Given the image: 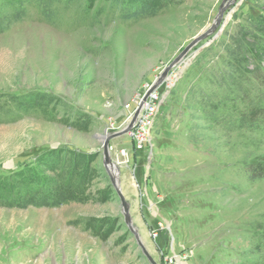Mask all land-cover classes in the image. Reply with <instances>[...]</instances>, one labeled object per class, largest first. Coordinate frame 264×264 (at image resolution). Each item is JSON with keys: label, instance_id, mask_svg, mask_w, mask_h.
<instances>
[{"label": "rangeland", "instance_id": "rangeland-1", "mask_svg": "<svg viewBox=\"0 0 264 264\" xmlns=\"http://www.w3.org/2000/svg\"><path fill=\"white\" fill-rule=\"evenodd\" d=\"M20 1L25 17L0 32V184L15 182L22 200L61 177L72 199L15 207L2 196L0 264H151L116 184L156 264H264V174L252 171L264 165V122L250 128L231 117L217 126L207 109L212 99L220 107L212 77L225 68L224 45L249 13H263L264 0H236L175 62L149 146L136 151L126 134L113 138L108 171L103 140L124 130L126 105L225 0H154L152 16L141 8L151 0H0V9ZM57 157H66L61 176L44 170Z\"/></svg>", "mask_w": 264, "mask_h": 264}, {"label": "trees", "instance_id": "trees-1", "mask_svg": "<svg viewBox=\"0 0 264 264\" xmlns=\"http://www.w3.org/2000/svg\"><path fill=\"white\" fill-rule=\"evenodd\" d=\"M2 5V9H0V32L20 22L26 14L23 1L17 4L3 2ZM148 5L147 11L144 13L147 15L146 12H148V16H152L158 6L154 0H151V3L144 1L141 8H146ZM48 14L43 11V15L48 16ZM242 21L244 24L237 26L236 33L232 34L227 44L224 45L225 68L212 77L222 94L220 107L213 104L216 99L209 101L207 105L208 116L217 126L223 125L225 121L231 123V117H236L241 126L259 128L264 122V8L263 13H249ZM213 112H216L215 115ZM65 158L62 157V159ZM62 159L57 157L58 163L49 165L43 163L44 170L60 168L61 176L65 172L60 166L61 162L64 163ZM77 168L78 164L74 166L73 171L77 172ZM252 171L256 177H261L264 174V165L257 163L253 166ZM15 177L22 176L20 173H16ZM61 180L62 178L58 177L54 179L53 184L47 185L46 183V185H40L39 190L24 193L22 200H19L21 198H19L18 191L23 190H20L15 182H11L9 185L1 183V189H7V193L4 195L5 191H0V198L5 196L9 205L15 207L28 205L56 206L63 201L72 199L71 193H69L71 186L62 187L60 185ZM23 182H26L25 178Z\"/></svg>", "mask_w": 264, "mask_h": 264}, {"label": "built area", "instance_id": "built-area-1", "mask_svg": "<svg viewBox=\"0 0 264 264\" xmlns=\"http://www.w3.org/2000/svg\"><path fill=\"white\" fill-rule=\"evenodd\" d=\"M174 76L169 79L166 78L162 85L153 90L145 100H143L144 94L137 95L130 103L126 105L127 117L125 118L123 125L124 129L134 121L126 135L130 138L133 147L136 151H141L147 148L151 141V132L156 122L157 113L163 99L161 94V88L164 87L168 91L173 83ZM121 154L124 153V149L120 150Z\"/></svg>", "mask_w": 264, "mask_h": 264}, {"label": "water", "instance_id": "water-1", "mask_svg": "<svg viewBox=\"0 0 264 264\" xmlns=\"http://www.w3.org/2000/svg\"><path fill=\"white\" fill-rule=\"evenodd\" d=\"M236 0H225L219 10H218V14L215 17V19L213 20L211 26L209 28H207L204 32H202L201 34H199L197 37H195L191 42H189L183 52L178 55V57L175 59L174 63L171 64L167 69L164 70L163 74L161 75V77L156 81V83L151 86L145 93L143 100H145L147 98V96L157 88V86L159 84H161L164 80V78L167 76L168 71L175 65V62L180 61L192 48H194L198 43L204 41L205 39H207L209 36H211L219 27L221 20L223 18V15L226 11V9L235 3ZM136 117V114L133 118V121ZM132 121V122H133ZM132 122L128 125V127H126L124 130H122L121 132L118 133H113L108 135L107 137L104 138L103 140V144H102V151H103V159H104V166L107 169V171L109 170V163L111 162V158H110V154H109V143L113 138L119 137L121 135H124L128 132V130L130 129ZM109 177L112 180L111 174L109 172ZM115 191H116V195L118 196L120 203H121V208H122V214L124 217V221L128 227V229L130 230V232L134 235L135 240L137 245L139 246V248L141 249L143 255L147 258V260L151 263V264H156L150 257V255L148 254V252L146 251L144 245L142 244L141 240L139 239L138 234L136 233L135 229L132 227L131 224V220L129 217V205L127 203V201L125 200V198L123 197L122 193L120 192V190L118 189L117 184L115 185Z\"/></svg>", "mask_w": 264, "mask_h": 264}, {"label": "bare ground", "instance_id": "bare-ground-1", "mask_svg": "<svg viewBox=\"0 0 264 264\" xmlns=\"http://www.w3.org/2000/svg\"><path fill=\"white\" fill-rule=\"evenodd\" d=\"M156 81H157V79H156L153 83L155 84ZM110 163H111V162H110ZM110 163H109V164H110ZM114 165H115V164H114ZM114 165H112L111 167H113ZM113 168H114V170H115V169H116V166H114ZM112 171H113V170H112ZM113 172H114V171H113Z\"/></svg>", "mask_w": 264, "mask_h": 264}]
</instances>
